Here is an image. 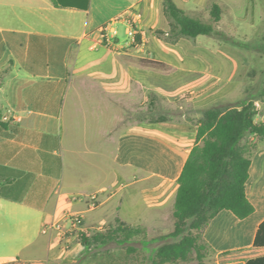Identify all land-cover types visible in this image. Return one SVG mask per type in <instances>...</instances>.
<instances>
[{
	"label": "crops",
	"instance_id": "1",
	"mask_svg": "<svg viewBox=\"0 0 264 264\" xmlns=\"http://www.w3.org/2000/svg\"><path fill=\"white\" fill-rule=\"evenodd\" d=\"M56 1L69 5L0 0V264H130L123 244L85 251L67 215L80 213L87 231L118 221L133 225L135 216L149 226H133L162 223L198 130L188 120L163 117L162 108L175 106L184 82L191 83L186 92L200 95L214 83L205 76L195 86L192 75L206 71L192 59L191 39L172 34L164 0ZM213 1L231 11L233 0H174L196 18ZM255 121L264 122L261 107ZM166 137L178 159L147 173V165L162 163ZM249 173L255 211L240 219L222 210L203 230L218 254L250 249L248 259L264 256V246H255L264 221V141ZM224 211L247 222L248 245L219 244L231 237L213 227ZM53 222L61 229L43 232Z\"/></svg>",
	"mask_w": 264,
	"mask_h": 264
},
{
	"label": "trees",
	"instance_id": "2",
	"mask_svg": "<svg viewBox=\"0 0 264 264\" xmlns=\"http://www.w3.org/2000/svg\"><path fill=\"white\" fill-rule=\"evenodd\" d=\"M55 3L69 5L56 0ZM164 10L171 18L173 35L195 38L216 32L214 24L190 16L174 0H164ZM222 13V5L213 1V20L219 22ZM258 113L259 107L251 97L239 106L205 109L198 123L196 144L178 178L173 212L175 228L167 236L159 237L172 240L155 250L150 259L152 264L202 261L212 249L204 239L203 230L220 211L229 210L240 219L255 211L246 188L252 156L258 142L264 141V122L255 121ZM148 234L144 226L118 221L116 226L105 230L83 232L80 242L87 247L116 242L133 253L136 248L131 242L141 235L146 239ZM255 246H264V221ZM244 264H264V256L248 259Z\"/></svg>",
	"mask_w": 264,
	"mask_h": 264
},
{
	"label": "rangeland",
	"instance_id": "3",
	"mask_svg": "<svg viewBox=\"0 0 264 264\" xmlns=\"http://www.w3.org/2000/svg\"><path fill=\"white\" fill-rule=\"evenodd\" d=\"M211 7L212 5H209L208 8L197 12L195 16L214 24L216 32L212 35L200 36L198 40L188 37L191 41L187 46L197 50L192 59L195 64L201 62L204 66L203 70L206 71L205 74L195 73L192 75L195 86L202 82L205 76H209L210 82L214 84L210 86L208 92L200 95L201 91H197L198 89L195 88L194 92H186L191 83L190 81L184 82L178 88V92L176 91L178 94L173 100L175 106L170 109L162 108L163 117L172 115L177 119L188 120L196 125L205 109L212 106L221 108L239 106L248 97L254 98L264 114V0H233L231 11L228 7H223V18L219 22L213 20ZM177 73L184 74L181 70H177ZM178 155L173 139L171 137L163 138L162 163L147 165V173L155 169L153 167L163 171L169 169L170 166L165 161L170 159L176 161ZM150 167L152 168L150 169ZM141 199L142 197L139 195L138 200L141 201ZM174 204L175 201L172 206L168 205L167 209L162 212L164 216L166 215V218H162V223L154 219L151 220L153 225L148 228L149 234L146 239L141 235L131 242L136 251L130 253L126 249L130 264H152L150 259L155 250L164 242L172 240L170 237L164 239L159 237L167 236L175 227ZM141 206L142 212L148 211L144 204ZM169 214H171L170 218H168ZM129 223L149 226V223L141 221L136 216ZM215 226L216 230L218 228L221 232L231 236L219 242L224 248L243 247L252 241L251 233H247L249 228H246V231L244 228L247 226V222L236 218L230 212L224 211L214 223L213 227ZM112 245L121 247L116 242ZM106 246L93 244L85 251L96 254L104 251ZM250 255V249L221 254L211 249L202 261L193 259L189 262L165 264H242Z\"/></svg>",
	"mask_w": 264,
	"mask_h": 264
},
{
	"label": "built area",
	"instance_id": "4",
	"mask_svg": "<svg viewBox=\"0 0 264 264\" xmlns=\"http://www.w3.org/2000/svg\"><path fill=\"white\" fill-rule=\"evenodd\" d=\"M109 29V25H105L102 28V31H107ZM129 36L132 38V40L134 42H137V31L134 28H131L129 30ZM91 199V206L92 207H96L97 206V196L96 195H92L90 196ZM67 218L70 220L71 222V228L69 229L70 233L73 234V236L77 239L80 240L81 234L83 232H86L87 230L84 229L83 226V216L80 213H73V214H69L67 215ZM50 229H61V225L60 222H53L50 225H45L43 227V232H48Z\"/></svg>",
	"mask_w": 264,
	"mask_h": 264
}]
</instances>
